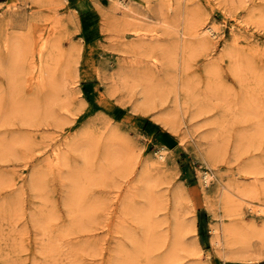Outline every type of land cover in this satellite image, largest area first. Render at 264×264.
<instances>
[{
  "label": "rangeland",
  "instance_id": "rangeland-1",
  "mask_svg": "<svg viewBox=\"0 0 264 264\" xmlns=\"http://www.w3.org/2000/svg\"><path fill=\"white\" fill-rule=\"evenodd\" d=\"M0 264H264V0H0Z\"/></svg>",
  "mask_w": 264,
  "mask_h": 264
},
{
  "label": "bare ground",
  "instance_id": "bare-ground-1",
  "mask_svg": "<svg viewBox=\"0 0 264 264\" xmlns=\"http://www.w3.org/2000/svg\"><path fill=\"white\" fill-rule=\"evenodd\" d=\"M122 3V2H121ZM208 31L209 32H211L212 31V29H208ZM165 124H167V123H165ZM168 125V127H170L171 129H173V130H175V126H173L172 124H167ZM165 149H166V147L165 146H162V147H160V151H161V154L159 155V157H162L163 159H164V155H165ZM204 159H205V161L207 162H209L210 164L212 163L213 164V162H212V160H211V156L210 155H208V153H206L205 154V156H204ZM211 164V165H212ZM212 169V168H211ZM204 177H205V179L204 180H209L210 179V177H211V173L210 172H205V174H204ZM206 183V182H205ZM224 187H225V185H224ZM262 211V210H261Z\"/></svg>",
  "mask_w": 264,
  "mask_h": 264
}]
</instances>
